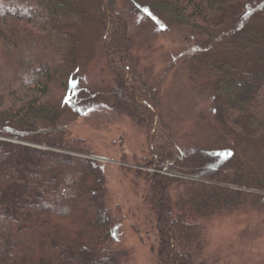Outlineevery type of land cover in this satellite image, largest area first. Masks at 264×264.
Masks as SVG:
<instances>
[{"label": "trees", "instance_id": "1", "mask_svg": "<svg viewBox=\"0 0 264 264\" xmlns=\"http://www.w3.org/2000/svg\"><path fill=\"white\" fill-rule=\"evenodd\" d=\"M122 1L193 35L180 60L213 96L224 133L213 143L177 142L158 111V88L138 71L135 37L118 0H99L102 46L115 83L109 108L144 130L151 152L146 166L158 170L136 173L157 229L156 264H208L197 260L207 246L206 222L264 201L258 193H264V0ZM78 6L75 0H0V50L3 43L28 44L25 57L36 47L34 11L71 15ZM54 46H43L38 61L17 71L22 85L42 95L53 81L71 88L73 73L65 78L60 70L76 64V51L60 54ZM6 89L0 79V264H123L126 254L113 247L121 216L106 206L100 163L82 156L89 155L86 140L70 135L64 95L17 108ZM250 142L263 153L248 155Z\"/></svg>", "mask_w": 264, "mask_h": 264}, {"label": "rangeland", "instance_id": "2", "mask_svg": "<svg viewBox=\"0 0 264 264\" xmlns=\"http://www.w3.org/2000/svg\"><path fill=\"white\" fill-rule=\"evenodd\" d=\"M75 1L80 3L79 11L71 15L33 12L32 43L36 47L25 57L21 52L28 44H20L17 49L8 43L1 44L0 79L3 87L9 89L8 102L17 108L25 107L33 99L46 102L64 95L61 107L66 111L70 135L86 140L87 156L99 160L106 177V206L112 212L118 210L121 216L114 249L126 254L123 264H156L157 229L143 200L145 182L136 173L158 170L146 166L151 152L144 130L131 118L109 108L115 83L102 46L103 7L99 0ZM118 7L135 37L133 52L140 59L138 71L146 82L158 88V111L171 126L177 142L213 143L224 133L215 120L213 96L207 81H192L180 60L193 47V35L182 27L168 29L150 19L145 10L130 9L122 0H118ZM51 42L55 43L57 53L65 54L69 48L76 51V64L67 62L60 70L65 78L72 72L74 81L69 89L66 84L53 81L47 94L42 95L39 90L22 85L16 73L38 61L40 49ZM44 53L49 55V50ZM250 143L248 155L257 157L259 152L263 153L258 143ZM72 184L73 179L68 178V189ZM205 225L207 246L198 261L264 264L263 200L233 215L215 217Z\"/></svg>", "mask_w": 264, "mask_h": 264}]
</instances>
